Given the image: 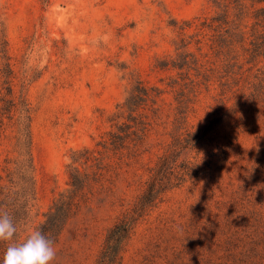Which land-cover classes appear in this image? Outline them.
Here are the masks:
<instances>
[{
    "label": "rangeland",
    "instance_id": "374dc122",
    "mask_svg": "<svg viewBox=\"0 0 264 264\" xmlns=\"http://www.w3.org/2000/svg\"><path fill=\"white\" fill-rule=\"evenodd\" d=\"M245 3L251 15L264 6ZM220 12L215 0H0V69L6 40L15 96L24 85L33 109L36 196L13 242L46 221L77 166L91 182L53 243L52 264H98L111 230L171 152L176 94L194 80L187 125L202 139L177 163L191 161L197 172L138 221L121 264H264V51L254 43L264 23L237 21L217 51L218 32L202 24ZM183 38L191 43L178 50ZM186 50L198 58L190 79L187 69L158 67ZM139 81L163 92L138 112L137 140L113 150V118ZM14 123L6 118L0 130L2 185L19 159ZM75 151L86 158L74 164Z\"/></svg>",
    "mask_w": 264,
    "mask_h": 264
},
{
    "label": "trees",
    "instance_id": "16d2710c",
    "mask_svg": "<svg viewBox=\"0 0 264 264\" xmlns=\"http://www.w3.org/2000/svg\"><path fill=\"white\" fill-rule=\"evenodd\" d=\"M50 0H44L48 3ZM253 6L264 3V0H251ZM216 6L222 10L212 18V22L205 21L202 27H209L218 32V40L213 43L212 48L215 50L225 49L222 46L219 36L227 27L236 24L237 21L243 20L248 16L254 17L256 24L264 23V6L256 8L253 15L246 12L245 0H215ZM235 5L236 12L234 19L231 15V6ZM189 26V24H186ZM240 26V25H239ZM184 30V27H181ZM256 32L254 33V35ZM228 40V39H226ZM191 42L185 38L181 41V46L178 50L186 48ZM200 41L198 42V44ZM255 45L264 51V30H257ZM201 50V47H199ZM2 53V69L1 78L3 80L2 94L0 101L3 103L0 108V130L5 125V119L14 121L16 127V151L19 154V159L16 161V167L10 170L7 174V185H2L4 177L0 175V211H6L13 218L17 232L28 223L31 217L32 201L36 196V182L34 177V161L32 155L33 145V109L28 100L27 94L24 91V85L21 93L15 96L13 79L15 78L14 69L12 66V57L9 54L8 42L4 40L1 49ZM180 59L160 61L158 67L161 69H187V78L190 75L193 65L198 64V58L194 52L186 50L180 52ZM193 64V65H192ZM200 83L194 80L181 85L177 91V115L174 122L176 132L174 134V142L171 152L161 157L156 173L147 183V187L139 198L133 211L124 215L120 221L111 230L103 251L99 257L98 264H121L127 244L133 234V230L138 221L147 214L163 194L167 191L179 187L187 177H192L197 172V167L191 161L177 163L179 157L184 150L197 147L202 137L200 133L190 130L187 125V119L192 105L198 97ZM152 92L157 95L162 94V90L158 87H147L142 81L134 87L131 95L126 102L119 106L120 112L115 114L113 121L121 120L128 113V122L116 123L117 131L111 135V144L113 150L126 146L128 143L137 140L141 130L142 114H138L141 108L147 104L151 98ZM86 152L75 151L73 158L74 164L82 162L86 158ZM89 161V159L87 158ZM86 161V163L88 162ZM90 174L87 171L81 170L74 166L71 172V187L68 193H63L56 201L51 211L47 214V219L38 228L46 238L53 243L59 239L61 233L66 227L69 219L73 216L74 210L81 198H83L86 188L90 184ZM16 235V234H15ZM0 243L4 248L10 242ZM0 264H3V257L0 255Z\"/></svg>",
    "mask_w": 264,
    "mask_h": 264
},
{
    "label": "clouds",
    "instance_id": "9594fccd",
    "mask_svg": "<svg viewBox=\"0 0 264 264\" xmlns=\"http://www.w3.org/2000/svg\"><path fill=\"white\" fill-rule=\"evenodd\" d=\"M17 227L6 211H0V241L10 242L3 257V264H52L56 257L53 242L39 229L28 231L20 242H13Z\"/></svg>",
    "mask_w": 264,
    "mask_h": 264
}]
</instances>
